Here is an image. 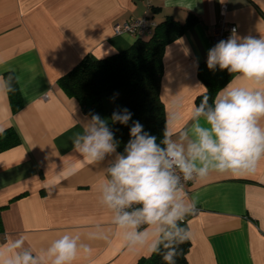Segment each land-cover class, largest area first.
<instances>
[{"label": "crops", "instance_id": "0c3cea01", "mask_svg": "<svg viewBox=\"0 0 264 264\" xmlns=\"http://www.w3.org/2000/svg\"><path fill=\"white\" fill-rule=\"evenodd\" d=\"M190 16L196 21L162 58L165 118L171 101L183 99L177 130L190 126L195 100L206 93L198 70L215 46L214 26L224 21L242 37L260 38L264 0H0V77L12 78L19 99L14 104L0 91V128H12L20 140L0 153V244L23 235L25 247L39 252L65 232H80L92 253L75 264L146 258L124 246L111 214L98 205L95 187L111 157L93 166L73 153L71 137L89 117L58 80L84 57L101 60L136 41L115 35V24L142 18L184 23ZM69 164L78 171L64 180ZM184 190L196 203V213L185 219L193 232L188 264H264V160L254 174L213 173ZM97 223L111 231L110 243L87 239Z\"/></svg>", "mask_w": 264, "mask_h": 264}, {"label": "clouds", "instance_id": "9594fccd", "mask_svg": "<svg viewBox=\"0 0 264 264\" xmlns=\"http://www.w3.org/2000/svg\"><path fill=\"white\" fill-rule=\"evenodd\" d=\"M217 66L233 79L211 103L203 94L192 108L190 126L179 130L183 99H173L159 143L139 121H132L130 138L118 152L120 141L108 120L95 113L71 137L72 151L82 162L96 166L111 157L95 191L98 205L111 214V225L124 246L146 253V258L161 255L164 264H177L181 245L193 239L191 226L184 222L196 203L188 199L185 184L205 181L213 173L254 174L264 160V35L242 37L233 29L208 50L207 67ZM11 79L0 77V91H15ZM110 119L128 125L132 113L118 109ZM77 171L74 164L63 166V179ZM110 238L111 231L99 223L87 233L88 240L110 243ZM25 243L22 235L0 244V264H75L92 253L80 232H65L39 252Z\"/></svg>", "mask_w": 264, "mask_h": 264}, {"label": "trees", "instance_id": "16d2710c", "mask_svg": "<svg viewBox=\"0 0 264 264\" xmlns=\"http://www.w3.org/2000/svg\"><path fill=\"white\" fill-rule=\"evenodd\" d=\"M196 19L190 16L184 23L166 18L156 25L152 35L147 39H137L127 50L113 54L101 60L93 61L84 57L69 72L59 78V88L74 98L83 114H99L108 120L109 127L120 141L118 152H123L129 140L132 121H139L144 131L163 138L165 126L164 106L160 98V85L163 74L162 58L165 47L180 38ZM199 78L206 87L211 99L233 76L228 71L210 70L207 61L199 66ZM14 92H8L11 101L18 102L16 86L11 82ZM118 94V95H115ZM115 95V99H113ZM202 96L195 100V106L201 102ZM127 108L132 113L128 125L113 124L110 117L113 111ZM20 144L16 132L8 127L0 133V153ZM185 225V222H184ZM182 254L177 264H188L186 255L190 242L181 245ZM136 264H164L161 255L153 254L150 258H142Z\"/></svg>", "mask_w": 264, "mask_h": 264}, {"label": "built area", "instance_id": "2783aa9c", "mask_svg": "<svg viewBox=\"0 0 264 264\" xmlns=\"http://www.w3.org/2000/svg\"><path fill=\"white\" fill-rule=\"evenodd\" d=\"M155 27L156 24L154 22L150 21L148 18H142V19H135L131 22L115 24L112 29L115 35L130 34L133 35L137 40V39H142V37L145 34H150ZM233 29L236 30V27L234 25H228L224 21H220L213 28V34H212L213 44L216 45L220 40L227 39L231 35ZM189 183L190 182L185 184L184 188ZM194 213H196V209Z\"/></svg>", "mask_w": 264, "mask_h": 264}]
</instances>
